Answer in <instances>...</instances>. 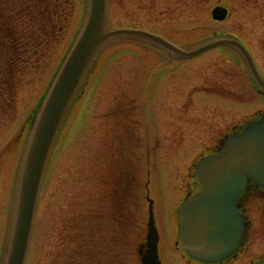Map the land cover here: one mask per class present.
Listing matches in <instances>:
<instances>
[{
    "label": "rangeland",
    "instance_id": "374dc122",
    "mask_svg": "<svg viewBox=\"0 0 264 264\" xmlns=\"http://www.w3.org/2000/svg\"><path fill=\"white\" fill-rule=\"evenodd\" d=\"M27 1L31 0H4L8 9L18 7L19 13ZM70 1L73 11L66 27L56 24L57 40L47 22L45 30L52 43L48 60L37 63L25 74L26 80L20 79L17 113L10 119L0 113V262L28 137L23 124L45 94L75 37L76 19L85 12L84 0ZM151 1L114 0L113 23L155 27L151 30L191 47L216 33L242 34L249 16L242 0H222L233 13L221 23L212 21L211 4H207L220 0H185L179 8L175 2ZM251 3L250 15L259 14L252 11L259 8L257 0ZM114 43L97 58L65 120L42 187L26 264H117V259L118 264H139V227L147 212L148 190L156 198L166 264H184L173 249V211L190 190L195 163L212 152L242 117L264 108V99L241 81L243 63L237 54L225 57L213 51L167 66L163 64L167 53L155 45L149 47L146 40L124 38ZM251 46L262 62L260 49ZM261 69L264 74V62ZM109 106L114 108L112 117L104 118ZM110 124L113 128L109 130ZM122 130L124 140L136 135L140 143L138 148L131 141L119 144L113 164L109 162L111 147L119 142L117 134ZM127 170L130 175L134 172L133 190L120 179ZM107 181L108 201L119 193L124 208L118 217L111 204L104 206ZM128 201L130 209H126ZM254 217L259 237L253 238L249 251L236 263L264 257V210L255 211Z\"/></svg>",
    "mask_w": 264,
    "mask_h": 264
},
{
    "label": "water",
    "instance_id": "95a60500",
    "mask_svg": "<svg viewBox=\"0 0 264 264\" xmlns=\"http://www.w3.org/2000/svg\"><path fill=\"white\" fill-rule=\"evenodd\" d=\"M225 12L216 9V16L222 18ZM117 34L146 37L185 56L219 44H233L245 54L264 87L248 52L236 40H215L193 51H184L148 32L111 29L108 0H90L88 21L51 87L24 158L4 264L25 263L43 173L63 117L99 50ZM247 175L255 177L264 186V119L250 125L243 134L230 137L220 155L204 159L198 168L203 192L194 196L181 210L183 247L195 257L215 260L230 253L238 244L242 231L235 199L243 190ZM149 232L150 249L144 255V261L160 264L152 204Z\"/></svg>",
    "mask_w": 264,
    "mask_h": 264
},
{
    "label": "trees",
    "instance_id": "16d2710c",
    "mask_svg": "<svg viewBox=\"0 0 264 264\" xmlns=\"http://www.w3.org/2000/svg\"><path fill=\"white\" fill-rule=\"evenodd\" d=\"M11 23L13 24V21H12V19H11Z\"/></svg>",
    "mask_w": 264,
    "mask_h": 264
}]
</instances>
